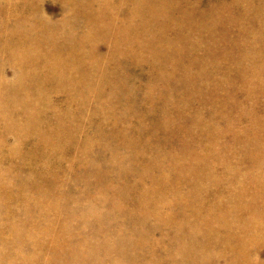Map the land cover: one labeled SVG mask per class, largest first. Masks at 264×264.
Wrapping results in <instances>:
<instances>
[{
	"label": "rangeland",
	"instance_id": "374dc122",
	"mask_svg": "<svg viewBox=\"0 0 264 264\" xmlns=\"http://www.w3.org/2000/svg\"><path fill=\"white\" fill-rule=\"evenodd\" d=\"M0 264H264V0H0Z\"/></svg>",
	"mask_w": 264,
	"mask_h": 264
},
{
	"label": "bare ground",
	"instance_id": "6f19581e",
	"mask_svg": "<svg viewBox=\"0 0 264 264\" xmlns=\"http://www.w3.org/2000/svg\"><path fill=\"white\" fill-rule=\"evenodd\" d=\"M85 5H87V4H85ZM85 7H86V6H85ZM89 7H90V6H89ZM89 7H88V8H89ZM86 9H87V8H86ZM79 10H80V9H78V11H79ZM91 12H92V11H91ZM87 14H88V13H87ZM22 16H23V15H22ZM28 19H29V18H28ZM79 39H80V38H79ZM81 48H82V47H81ZM83 48H84V47H83ZM83 48H82V49H83ZM34 124H35V123H34ZM41 130H42V129H41ZM198 156H199V155H198ZM198 156H197V157H198ZM213 213H214V211H213Z\"/></svg>",
	"mask_w": 264,
	"mask_h": 264
}]
</instances>
